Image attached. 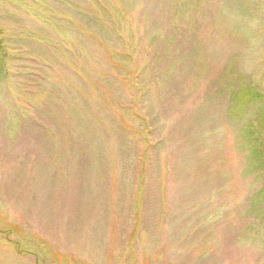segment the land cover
Returning <instances> with one entry per match:
<instances>
[{
	"label": "rangeland",
	"instance_id": "1",
	"mask_svg": "<svg viewBox=\"0 0 264 264\" xmlns=\"http://www.w3.org/2000/svg\"><path fill=\"white\" fill-rule=\"evenodd\" d=\"M174 2L0 0V264H264L263 0Z\"/></svg>",
	"mask_w": 264,
	"mask_h": 264
},
{
	"label": "trees",
	"instance_id": "2",
	"mask_svg": "<svg viewBox=\"0 0 264 264\" xmlns=\"http://www.w3.org/2000/svg\"><path fill=\"white\" fill-rule=\"evenodd\" d=\"M174 1H175L174 4L176 5L177 3H180L182 0H174ZM258 1H259V3H261V0H258ZM97 4H98V2L91 1V5L93 7H95ZM263 5H264V0H263ZM261 22H263V25H261V26L264 27V18ZM0 33H1V31H0ZM155 38L156 37H153L152 40H154ZM2 43L3 42L0 40V59H1V56H3V45H2ZM167 44L168 43H166L165 45H167ZM123 46H124L125 51L119 52L117 55V59L119 61L118 63L120 65L124 64V67L126 68V66L128 67V64L131 60V55L129 54V52H127V49H126V46H128V45L126 43H124ZM118 70H119V77L118 78L120 79L119 85H121L123 83V85H122L123 87L127 88L129 86L131 88V90L128 91L129 92V96H128L129 99H132V98H135V96H138V98H137L138 100L144 101L145 100L144 97H145V95H147V94H145L146 92L138 90L140 92V93H138V91H137V85H139V89L144 90V80L142 79L143 80L142 81L141 77H140V76H142L141 74H143V71L139 74L138 77H136V80L127 83V77H128L127 70H125V69L121 70V67H119ZM142 70H144V69H142ZM152 81H153V84H155L156 80L152 79ZM134 82H137V83L134 84ZM147 87H148V84H147ZM240 94L244 98V100H247V101L251 100V99H253V100L254 99H259V100L264 99V95L262 93L260 94V92H258V90H255L252 87H247ZM94 98H97V97H94ZM122 100H124V99H122ZM119 105L122 106L121 108H119L122 111V116L123 115L126 116L124 118L128 119L129 117H131L133 119L134 117H136L135 120H136V122H139V123L146 121L145 119H147V118H144L145 115H143V117L141 115H137L136 111H134L133 106L131 104H129L130 107H128V108H125V106H124L125 104H122V105L119 104ZM97 117L98 116L96 115V118ZM97 120L99 121V118H97ZM124 121H126V120H124ZM124 127H125V128H123L124 130H126L130 133L132 132V134L135 133V131H136V129H132L131 126L128 124H124ZM136 132H137V134L141 135V137H144V138L147 137L145 134V132L147 133V131H145V128H143L141 131L137 130Z\"/></svg>",
	"mask_w": 264,
	"mask_h": 264
}]
</instances>
